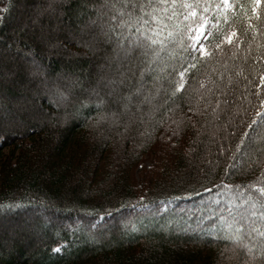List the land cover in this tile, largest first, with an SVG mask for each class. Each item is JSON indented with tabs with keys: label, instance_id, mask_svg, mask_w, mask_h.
Here are the masks:
<instances>
[{
	"label": "trees",
	"instance_id": "trees-1",
	"mask_svg": "<svg viewBox=\"0 0 264 264\" xmlns=\"http://www.w3.org/2000/svg\"><path fill=\"white\" fill-rule=\"evenodd\" d=\"M20 1L0 0V45L16 31ZM101 1L62 0L61 13L53 7L49 39L59 35L56 27L63 32L86 26L98 17L94 6ZM188 2L196 17L185 20L189 10L180 8L169 21L177 41L169 45L173 53L179 46L180 56L166 55L173 59L169 67L148 78L151 84L157 78L165 97L143 139L132 146L134 133L122 145L115 142L110 127L99 120L117 115V104L109 100L103 108L85 109L79 104L86 100L81 91L73 106L81 109L83 122L26 120L21 133L0 136V221L13 218L9 226H16L11 234L0 231V264H241L239 258L246 259L248 253L233 246L237 231H229L237 213L257 205L255 198L264 204L255 190L264 187V0ZM198 24L205 25L200 43L212 56L197 59L184 90L173 96L176 72L190 59L189 26ZM34 31L15 32L16 40L22 52L42 58V39ZM232 32L237 36L229 45L225 37ZM63 33L57 41H69ZM59 49L67 54L66 67L53 56L50 75L70 74L86 87L91 60L81 48ZM132 59L135 64L127 65L134 75L144 63ZM7 68L0 62L1 72ZM135 82L130 78L125 86ZM242 151L249 155L238 166ZM42 211L74 227L53 230L45 224L35 246L23 245L21 225L31 219L40 225ZM122 215L133 217L131 226H115ZM251 264H264V255Z\"/></svg>",
	"mask_w": 264,
	"mask_h": 264
},
{
	"label": "rangeland",
	"instance_id": "rangeland-1",
	"mask_svg": "<svg viewBox=\"0 0 264 264\" xmlns=\"http://www.w3.org/2000/svg\"><path fill=\"white\" fill-rule=\"evenodd\" d=\"M20 2L18 14L16 16V24L14 25V27H16L15 32L23 30L31 31L35 29L34 33L42 39L41 45L43 54H41V56L43 55L44 57L39 58L38 56H33L32 53L26 52L25 50L22 52L21 49L24 48L18 44L15 32L11 34L12 38L8 44L5 46L0 45V62L1 64L4 63L8 65L7 69H1L2 72L0 71V81L3 83V85L0 86V136L5 135L11 138L14 134L21 133V126L26 120L44 121L49 117V125L52 123L53 119L57 120L61 125L83 122L84 119L81 115V109L76 110L73 106L76 103V95L81 91V96L86 100L83 101L81 99L79 104H82L85 109L103 108L109 100H114V103L117 104L119 109L117 115H103L99 120V123L110 127L115 142L122 145L128 135L131 136L134 133L135 136L131 139L132 146L138 140L143 139L148 133L147 130L151 128L153 118L158 114L161 104L163 103L162 100H164L161 99V97L163 98L164 96V89L159 90L157 78L154 79V84H151L148 78L154 73H163V69L169 67V62H171L172 58L177 60L179 51H182L178 49L179 46L176 48L178 53L177 51L173 53V47L169 45L168 49L161 52L158 57H149L153 62L150 65L144 63L133 75L127 65L129 62L132 63V65L135 64L133 59L130 58L129 60H125L122 52L119 60L113 59L119 49L114 41L112 43H107L104 37L100 35V17L103 12L107 11V9L102 7L104 1L94 6V10L99 11L98 17L88 20L86 26L81 29L77 30L69 26L64 28L63 33L61 28H54L53 31H56L55 33L59 35L60 33H63V35L65 34V38L67 37L66 39L69 41L65 39L57 41L59 35L49 39V22H51L52 14H54L53 7L58 5L57 11L61 13L62 6L60 3L62 0H21ZM58 27H60V22ZM68 44L70 46L69 48L66 47ZM73 44L77 46L74 47L75 45ZM59 46L64 50L68 49L67 51L69 53H74L76 50L74 48H81L80 53L91 60L93 73L89 81L90 83L86 87L82 86L85 85L86 82L80 80L76 76L69 74L67 77L61 78L60 76L52 77L50 75L52 73L49 70V59L53 56H56V59L61 61L62 68L63 65L66 67L65 58L67 54L63 51L61 52ZM56 49L58 50L55 51ZM50 52L51 55H49ZM166 55L172 57L170 61ZM145 69L149 70L144 71ZM141 72L144 73L142 81L144 87L139 99L143 100V97L147 96L148 100L141 104V110L132 106L130 111H125L122 103L119 102L120 98L128 95L130 91H134L136 87L140 86ZM130 78L138 79V85L135 82L132 84L130 83V87H126L125 83H127ZM121 79H123V83H120ZM112 81H116L117 83L113 84L111 83ZM9 91H11L13 95L9 94ZM242 92L243 90L237 92L235 98L238 99ZM234 103L232 99H230L231 108L235 106ZM224 125L225 124L222 123V126ZM257 134L255 132L249 140L254 142L253 140ZM241 153L240 158L242 162L237 161L236 164L238 166H241L249 155L248 151H242ZM148 166L149 164L147 163L146 168H149ZM255 201L257 205L249 207V209H247L248 211H243L240 214L237 213L238 221L234 219L230 221L233 224L229 232L233 230L236 231L238 226H243L244 228L243 233H237V235H235L242 237L241 242H233V246L242 249L243 253H248V249L244 248L242 246L243 244H247L249 248L253 249L252 256L247 254L245 260L241 257L239 258L241 264H251L254 259L264 255V237L258 235V233L253 230L259 228L261 232H264V219L260 217L261 214L258 210L261 209L264 211V206H262L264 204L263 202H258L256 198ZM202 204L203 203H200V206H202ZM253 213H255V215H253ZM125 217L126 215L120 216L115 226H131L134 220L133 217L128 215L126 218ZM39 219L41 220L40 225L35 219L26 220L23 224L21 223L23 228L20 229V232L22 233L21 238L23 245H28L30 248L35 246L38 240L42 238L45 224H49V228L53 230L58 228L70 229L74 227V222L71 223L63 217L58 218L53 214L50 216L44 211L39 215ZM5 220L6 222L0 221V231L6 230V234H11L12 229L16 228L15 225L12 227L9 226L11 223L13 224V218L11 220ZM75 224L78 225V223ZM225 228L229 230L227 226H225ZM78 232L77 234L82 233L81 231ZM107 232L106 228L105 235ZM4 241L8 243L6 239ZM233 257L235 259L237 258V256ZM252 257L255 258L253 259Z\"/></svg>",
	"mask_w": 264,
	"mask_h": 264
},
{
	"label": "snow or ice",
	"instance_id": "snow-or-ice-1",
	"mask_svg": "<svg viewBox=\"0 0 264 264\" xmlns=\"http://www.w3.org/2000/svg\"><path fill=\"white\" fill-rule=\"evenodd\" d=\"M222 2L224 5H230V0H222ZM257 2L259 3V0ZM102 7L107 9V11L103 12L100 17V35L104 37L107 43L114 41L119 49L113 59L119 60L122 52L125 60L143 58L142 62L149 65L153 62L149 59L150 54L151 56L158 57L161 52L168 49L169 44L177 43L173 39L174 33L169 26V21L179 14L178 10L180 8L189 10L184 16L185 20L197 15L194 10L195 5L188 2V0H104ZM204 10L207 11V8ZM204 28L205 25L203 24H198L194 28L189 26L190 34L188 35V39L192 43L187 45L185 51H187L190 59L186 62V65L182 64L176 72L178 78L174 81L173 96L177 92L184 90V85L187 82L186 77H189L191 70L196 68L197 59L211 58L212 56V53L200 43L201 37H204ZM236 36L237 33L232 32L230 35H226L225 39L231 45L233 37ZM237 44H239V40H237ZM129 70H131L130 65ZM148 70L145 69L144 71ZM143 75L144 73L141 72L140 86L136 87L134 91H130L128 95L120 98L119 102L122 103L125 111H130L132 106L140 108L142 103L147 102V96H144L143 100L139 99L144 87L142 83ZM111 83L116 84L117 82L112 81ZM120 83H123V79H121ZM255 190L259 192L260 198L264 199V187ZM262 219H264V214H262ZM253 230L258 235L264 237V232H261L259 228ZM236 231L237 233H243V226H238ZM241 240L242 237L237 236L233 242L240 243ZM242 246L248 249L249 256H252L253 249L249 248L247 244H243ZM54 251L58 253L61 249L57 247ZM252 258L254 259L255 257Z\"/></svg>",
	"mask_w": 264,
	"mask_h": 264
}]
</instances>
